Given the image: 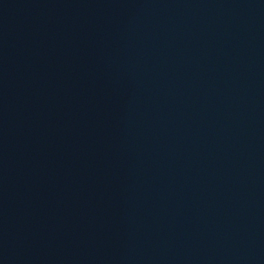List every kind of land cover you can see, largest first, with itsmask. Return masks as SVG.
Instances as JSON below:
<instances>
[{"label": "water", "instance_id": "water-1", "mask_svg": "<svg viewBox=\"0 0 264 264\" xmlns=\"http://www.w3.org/2000/svg\"><path fill=\"white\" fill-rule=\"evenodd\" d=\"M0 264H264V0H0Z\"/></svg>", "mask_w": 264, "mask_h": 264}]
</instances>
